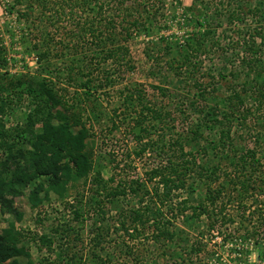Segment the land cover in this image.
Listing matches in <instances>:
<instances>
[{
  "label": "trees",
  "instance_id": "16d2710c",
  "mask_svg": "<svg viewBox=\"0 0 264 264\" xmlns=\"http://www.w3.org/2000/svg\"><path fill=\"white\" fill-rule=\"evenodd\" d=\"M16 1L21 3L24 0ZM26 1L31 12L38 10L43 16L54 11L56 20L65 8L70 17L74 13L79 15L71 18L73 22L76 20L74 28L81 36L80 48L76 46L74 53L79 57L82 47L88 46L90 39V43L98 48L96 59L100 63L94 66L91 64L93 59L84 62L74 58L67 63L66 79H81L79 87L86 98L93 97L96 88L102 90L110 83L108 72L103 79L92 78L94 71L99 70L98 66L109 63L117 73H129L134 69L129 41L133 34L150 29L152 14L149 6L161 3V0ZM31 12L27 10L17 15L28 21ZM262 12L264 0L253 9L233 8L227 19L230 24L240 25L249 15ZM211 30L208 26L205 35L209 36ZM242 41L247 56L244 58L245 67L252 75L260 77L264 73V25L260 23L254 27L252 34ZM192 42L189 40L187 45L177 47L182 58L174 68L182 69L183 65L190 63L193 53L195 56L200 53L201 42ZM33 50L35 63L40 66L43 63L44 67L38 78L22 79L20 76L3 84L0 75V224L4 217L12 218L7 228L0 230V264H19V257L26 258V264H34L24 245L27 239L45 247L47 256L39 260V264L46 261L47 264H108L113 259L110 256L114 255V252L110 255L108 242L112 233L122 234L132 243L144 238L145 244H151L161 252V257H169L165 264H192L193 255L203 251L202 246L207 245L214 233L221 234L222 245L229 243L233 251L240 248L235 261L246 260L248 256L243 252L249 254L246 246L253 245L261 247L257 255L264 263V245L259 238L264 232V157L259 156L256 148L242 152L235 150L231 139L234 123L246 121L251 115L252 110L247 107L244 97L252 101L253 111H263L264 79L261 83L252 78L243 83L241 90L231 89L230 97L221 106L212 95L213 83L197 77L189 80L188 83L192 84L187 88L188 104L182 114L188 115L189 121L181 127L177 126L172 112L164 108V100H169L171 93L169 88L149 85L151 93L136 89L127 92L123 98L124 109L112 110L109 135L118 131L125 116L130 115L132 125L127 128L125 124V127L132 137L126 140L123 156H118L115 150H108L113 175L104 179L101 172L94 169L93 153L86 147V140L93 135L81 120L82 110L75 112L76 105L65 99L66 88H59L52 78L46 76L50 67V50L42 44H35ZM193 63V66L197 64ZM3 65L7 63L1 55L0 69ZM168 65L169 69L173 68L170 63ZM184 82L187 84L186 80ZM26 99L31 108L27 110L24 122L5 129L2 119L6 110ZM209 125H220L217 139L205 136ZM136 159L142 161L143 177L137 174L116 180V175L138 169L133 165ZM89 176L87 197L77 191L73 199L66 202L68 191L74 188V184L80 180L87 182ZM198 183L204 188L205 196L194 206L183 194L193 193L192 186L197 187ZM52 195L72 211L76 222L82 216L81 203L85 199L90 201V215L94 220L88 234L86 254L76 251V242L73 241L78 239L70 223L57 224L49 235L37 238H28L17 228L23 214L14 205L15 199L26 197L31 207L37 208ZM127 197L133 198L135 203L126 204L112 214L107 204ZM231 203L237 206L238 222L230 229L235 220L224 212ZM189 211L191 217L205 219L206 235L201 233L198 244L202 246L190 247V250L185 247L177 252L174 247L181 236L176 231V221ZM110 213L113 217L109 222ZM55 243L60 247L61 258L50 261ZM65 245L67 249L62 250ZM127 249L123 253L126 264H146L133 247L127 246Z\"/></svg>",
  "mask_w": 264,
  "mask_h": 264
},
{
  "label": "rangeland",
  "instance_id": "374dc122",
  "mask_svg": "<svg viewBox=\"0 0 264 264\" xmlns=\"http://www.w3.org/2000/svg\"><path fill=\"white\" fill-rule=\"evenodd\" d=\"M237 1V3L231 1L229 4L222 0L221 2L220 0H161V3L149 6L148 10L152 14L149 19L151 22L150 29L139 34H133L128 44L134 69L129 73L122 71L117 73V71H113L114 68H111L109 63L98 66L99 70L94 71L92 78L95 80L103 79L105 73L108 72L107 76L111 78L110 83L102 90L96 88L94 96L87 97V99L79 87L80 82H82L81 79L77 78L75 81H67L66 79L67 63L74 58H80L84 62L93 59L91 64L93 63L94 66L100 63L96 59L98 48L90 43L92 41L89 38L88 46L82 47V54L78 57V54L74 53L76 46L80 48L81 36L74 28L76 20L73 22L71 18L79 15L74 13L73 17H70L69 11H66L67 8H65L62 16L56 20L54 11L46 13L43 15L44 17L39 15L38 10L31 12L28 6L29 2L26 0L21 3H17L16 0H0V56L3 55L7 63L0 69L1 80L5 84L7 80L16 79L20 76L22 79L38 78L44 67L42 66L43 63L41 66L35 63L36 53L33 46L35 44L41 46L42 44L44 48H48L50 50V67L46 76L52 78L59 88H66L65 99L76 105L75 112L82 110L81 120L93 135L86 140V147L93 153L94 169L99 170L104 179H108L113 175L108 150H115L118 156H123L124 153L122 152L126 150V140L132 137L127 132V128L133 122V117L130 115L125 116L124 122L121 119L123 124L118 131L109 135L112 110L124 109L123 98L127 92L136 89L151 93L152 89L148 87L149 85L169 88L171 90L168 96L169 100H164L166 106L160 105L172 112L171 116L177 119V126L181 127L189 121L188 115H182L186 108L185 105L188 104L187 88L192 84L191 82L188 83L189 80L192 81L197 77L213 83L214 92L212 95L217 98V102L221 106L222 102L230 97L231 89L234 88V90L239 91L244 82H250L253 79L261 82L264 79V73H261L260 77H256L252 75L253 73L249 68L245 67L246 60L244 58L247 56L244 54L242 41L243 38L247 39L252 34L254 27L259 26L260 23L264 25V12L255 16L249 15L240 25L230 24L227 19L228 13L233 8L244 6L246 9H253L263 0ZM51 2L56 1L51 0ZM11 9L12 13H9ZM27 10L31 14L29 20L24 21L23 18L18 17L17 13L22 14ZM208 26L212 28L209 36L204 33ZM189 40L194 43L201 42L200 53L197 56L193 53L190 57V63L183 65L182 69L174 68L182 58V55L177 52L179 51L177 47L183 46L184 43L187 45ZM193 62H197V64L193 66ZM169 63L173 65L172 69H169ZM185 80L187 84H185ZM244 98L247 107L252 111L246 121H236L232 127L231 139L234 142V149L242 152L245 149L256 148L259 156L264 157V109L263 111H253L252 101L247 97ZM154 100L160 101V99ZM28 102L26 99L20 104L15 103L11 109L6 110V116L2 119L5 129L9 130L24 122L25 114L31 108ZM220 128V125H209V129L207 128L205 131V136L209 139H217ZM133 165L138 169H131L128 173L116 175V180H123L137 174L143 177L142 161L136 159ZM90 179L89 176L87 182L84 183L83 180H80L74 184V188L68 191L69 197L66 202L72 200L77 191L82 192L87 197ZM192 189H194L193 193L183 194V197L186 196L189 203L196 206L204 199V188L198 183L197 187L192 186ZM132 199L130 197L119 199L114 203L110 202L107 207L113 214L116 209L126 204H134ZM85 200L81 203L82 216L78 220L79 222H76L73 221L72 211L65 208L64 203L57 201L53 195L49 201L37 208H32L26 197L15 199L14 205L23 214L22 221L16 226L26 233V237L37 238L41 235H49L51 228L57 224L70 223L76 234L75 238L78 239V241H73L76 242L75 249L85 253L88 248V234L94 220L90 215L92 212L91 203L88 199ZM224 213L235 220L229 226L231 229L238 222V210L235 203L227 205ZM112 214H108L107 220L109 222L110 218L113 217ZM191 216L189 211L176 221V231L181 236L174 247L177 252L185 247L190 250V247L202 246L198 242L201 233L206 235L205 219ZM11 221V217H4L0 224V230L7 228V224ZM223 232L225 233L224 230ZM259 236L264 245V232L262 236ZM221 238V234L214 233V237L209 242L207 241V245L202 246L203 251L199 255H193L192 264H264L260 262L257 255V251L261 247L247 245L249 254L243 252L248 256L247 259L237 262L234 259L238 254L239 247L236 248L237 251H233L229 243L222 245ZM29 240L27 239L28 242H25L24 245L27 247L33 263L39 264V260L47 256L45 247ZM108 242L110 255L114 252V255L110 257L115 259V261L112 259L108 264H115V262L126 264L123 253L128 251L127 246L133 247L137 254H141L146 264H165L169 261V257H161V252L157 251L154 246L145 244L144 238L132 243L124 235L112 233ZM70 244L73 246L71 241ZM52 248L55 252L52 253L50 261L56 258L60 259L58 244L55 243ZM66 249V245L62 247V250ZM72 250L74 249L72 248ZM17 260L19 264L27 263V259L23 257H19ZM44 264H47V261Z\"/></svg>",
  "mask_w": 264,
  "mask_h": 264
}]
</instances>
